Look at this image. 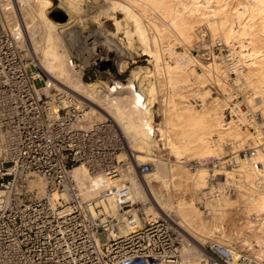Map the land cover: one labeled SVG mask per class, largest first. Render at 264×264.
I'll use <instances>...</instances> for the list:
<instances>
[{
	"label": "built area",
	"instance_id": "1",
	"mask_svg": "<svg viewBox=\"0 0 264 264\" xmlns=\"http://www.w3.org/2000/svg\"><path fill=\"white\" fill-rule=\"evenodd\" d=\"M17 4L0 0V264H184L188 243L171 217L158 215L142 225L132 219L130 208L139 206L130 178L148 172L153 162L134 167L129 156L119 158L124 142L114 122L94 117L75 94L55 90L28 56ZM219 59L228 76L221 80L233 84L223 112L230 119L223 123L254 129L264 117L242 92L248 90L245 77L236 78L240 60L233 51ZM214 78L211 86L218 90ZM191 99L202 107V100ZM226 143L230 154L184 162L207 171L195 200L209 218H217L222 184L230 183L239 160L259 165L253 160L257 149L233 151L232 142ZM78 165L89 178L102 180L95 197L83 196L72 172ZM207 247L211 260L221 264H252L233 245L212 241Z\"/></svg>",
	"mask_w": 264,
	"mask_h": 264
},
{
	"label": "bare ground",
	"instance_id": "2",
	"mask_svg": "<svg viewBox=\"0 0 264 264\" xmlns=\"http://www.w3.org/2000/svg\"><path fill=\"white\" fill-rule=\"evenodd\" d=\"M30 1L32 3L30 7L33 11L31 12L29 11L30 8L28 9L29 15L31 14L30 16H32L30 19H28L27 7H24L23 0H18V4L15 5V12L20 26L24 29V32L22 31L23 34L31 42L33 35L36 37L34 34V23L31 22L33 16H35L33 15L34 12L38 18L48 25L53 26L58 23L46 15L45 7L51 4V0ZM96 2L97 0H93L92 3L96 4ZM110 4V7L105 9V17L114 21L115 33L117 34L121 30L125 33L128 42L127 47H134L133 43L136 37V40L142 46L143 52L152 57L150 60L152 66L133 68L126 83L121 80H114L112 87L105 94L106 96L101 98L103 96H101L100 92L103 89L105 90L107 86L97 85L95 82L83 83L79 75H72L66 69L65 60L67 57L64 50L58 47L59 43L56 41L59 37L51 34L52 32L49 33L50 29L49 31L46 30L48 29L46 27H49L48 25L43 30L46 33V36L43 37L46 38L42 39V37L41 39L45 40L46 44L37 63L40 64L49 80L57 88L75 94L84 104L97 111L100 116L112 119L121 133L125 149L134 167L140 164L138 161L143 155L150 153V147L157 141L155 131L159 132L160 139H164L165 143L172 142L175 144L174 152L178 157H182L186 153L187 156H192L194 159L195 157H216L223 153L221 152V143H212L210 138L213 135H217L224 141L230 140L234 142L243 134L241 138L246 137L248 140L249 135L246 133V136H244L245 131L244 133L242 132L244 129L240 131L239 127H237L238 125L231 123L234 121L226 124L221 123V120L218 119L221 111L213 105V107L209 106V104L206 105L207 100L211 97L217 101V97L212 95L208 88L205 89V86L219 70L218 63L213 59V61L204 65L202 72H198L194 67H190L191 65L187 62V60H192V58L189 57V59L187 57L190 56L188 51L179 52L176 48L184 46L182 47L184 49L188 45H196L201 48L205 45L207 46V43L216 42V38L235 48L238 47L239 49L233 50V53L238 56V61L240 60L239 64L242 68L237 72L236 78L243 76L246 78V86H253L254 97L252 100L258 102V107L259 103L264 102V0H112ZM72 10L74 11V9ZM117 11L123 14V18L119 19L117 17ZM92 12L91 23H95L97 17L95 12ZM75 19L70 14L68 16L69 21L64 23V25L76 22ZM114 38L109 39V41L106 39L110 46L117 44L116 41L119 37ZM36 41L33 43L35 44ZM166 56L174 58V64L167 63L165 61ZM181 58L184 61H180ZM204 59L206 58H202L200 62H203ZM220 73L221 78L224 79L225 74H223V71H220ZM221 78L216 79V81L218 83L219 81L222 82L220 85L223 86L225 82ZM157 80H159L158 84ZM159 88L164 91V95L158 101L163 107V115L161 126L154 127L152 124V103L155 98V91L160 90ZM191 98L202 100V107L198 109ZM99 99L104 100L106 102L105 105L99 104L97 101ZM241 138L239 142H241ZM256 139L258 141L259 138ZM244 142L242 141L241 143ZM122 154H119V158H121ZM258 154L262 166L260 169H254L255 171L252 168L251 172L248 171L249 173L246 176L249 183L254 181L256 177L264 179V153ZM178 161L184 163V161ZM72 172L79 187L83 190L85 198H92L98 194L102 187V180L99 177L89 178L85 168L81 165L75 166ZM176 175L173 174V167L167 168L164 163H158L157 165L153 163L148 172L143 175L137 174V177L132 176L130 178L132 182L131 196L134 200L144 202L141 210L136 209L134 206L130 208L132 219L142 225L151 217L170 214L177 220L180 225L179 228L192 241L197 243L198 239L206 240L204 237L207 238V235L211 236L214 230L215 232L219 230L217 221L215 222L217 219H214V217L209 221L207 220L208 222L203 220L204 217L199 214L200 211H198L193 198L174 201L168 191L161 192L159 186L157 188L152 184L153 181H158L160 186L166 190L171 186H182L185 181H182L183 184L181 182L175 183L173 179ZM206 177L207 171L204 167H201L192 176L191 182L194 188L196 186L197 188L205 187ZM255 182L252 185H255ZM147 188H150V190L148 191ZM251 193H249V196L251 195L250 199H252L251 201L254 204L252 205L256 206L264 214V193L259 195V193L256 194L254 192L257 197L254 193L253 195ZM220 212L218 216H220ZM261 217L262 223H264V216ZM219 218L221 219V217ZM127 227H129V223H127ZM127 227H125V230H127ZM190 251L191 249L187 245L183 246L182 258L184 264H219V262L204 261L206 258L211 257L204 248H202V253L206 258L201 255H192L194 253L191 254Z\"/></svg>",
	"mask_w": 264,
	"mask_h": 264
},
{
	"label": "rangeland",
	"instance_id": "3",
	"mask_svg": "<svg viewBox=\"0 0 264 264\" xmlns=\"http://www.w3.org/2000/svg\"><path fill=\"white\" fill-rule=\"evenodd\" d=\"M23 1H24V7H27L26 11H28V9L30 8L29 11L33 12L30 7L31 6L30 4H32L31 1L30 0H23ZM63 1L64 0L62 1L61 0H51V4L45 7L46 15L50 19L58 23L56 25H53V26L48 25L46 22H43L42 19L38 18L35 12L33 13V15L35 16H33V20L31 22L34 23V27L36 28V29L34 28V31H35L34 34L36 37H34L33 35V40L31 39V42H30V39L28 40V38L24 34V37L27 42V53L29 54L28 56L33 58L35 61H38V58L42 56V50L46 44L45 43L46 41L42 40L46 38V37H43V36H46L45 35L46 33H44L43 30H45L44 27L48 25L49 27H46L48 28L46 30L49 31L50 29L49 33L52 32L51 34L59 37L56 39V41H58L59 44L57 42L56 43L58 44L59 48L64 50V53L67 57V59L65 60L66 69H68L72 75L74 74L79 75L83 83L95 82L97 85L107 86L105 90L103 89L100 92L101 96H103L101 98H104L106 96L105 94L107 93L108 89L110 90V88L112 87V81L121 80L122 82L126 83L129 79L131 70L133 68H138L140 66H147V67L152 66V63L150 61L152 57H150L148 54L143 52L142 46L140 42L136 40V37L133 43L134 47H127L128 42H127L125 33L121 30V32H118L116 34L115 33L116 27L114 25V21L112 19L111 20L106 19L105 9L110 7L111 5L110 2L112 0L111 1L110 0H99V1L97 0L98 3L96 2V4L92 3L93 0H65L64 1L65 3ZM71 5H74V6H71ZM72 9H74V11ZM57 10H60L67 15V18L65 21L54 20L52 16V12L57 11ZM70 10L71 12H69ZM29 11L27 12L28 19L32 17L30 16L31 14L29 15L30 13ZM92 11L95 12L96 17H97V21L95 23H91L92 22L91 14L93 13ZM70 14L73 15L74 18H76L75 19L76 22H72L69 24L67 23L66 25H64V23L69 21L68 16ZM116 14L119 19L123 18L122 17L123 14L120 11L119 12L117 11ZM42 23H43V27H42ZM92 24L94 25L93 27H92ZM21 29H23V27H21ZM22 31L24 32V29ZM113 36L116 38L119 37V39L118 40L116 39L117 44H115L114 46L113 45L110 46L108 42L106 41V39L109 41V39L114 38ZM216 39H215L216 42L215 41L213 42L214 44L209 43L210 44L209 45L207 43V46L205 45L201 48L196 45H193V46L188 45V46H185L184 49L182 48L184 46H178L176 49L179 52H182L183 50L188 51V54L190 56H187V57L192 58V60L191 61L187 60V62H189V65H191L190 67H194L198 72H202L204 70V65L210 63L208 62L207 59H204L203 62H200L202 61V58L210 57L211 56L210 53H212L214 60L219 65V70L217 71V73L214 74L216 78L212 76L216 80V79L221 78L220 71H222V68H223L222 63H220L221 60L219 58L222 56L223 53H227L229 51L232 52L233 50L239 49L238 47L235 48L226 42L219 41L218 40L219 38H216ZM34 41H36L35 44L33 43ZM32 46L36 48L34 49V47ZM218 55H219V58H218ZM171 59L170 61H168V56L165 57V61L167 63L174 64V58L172 60ZM70 60H71V63H70ZM38 65L41 68L39 63ZM225 77H228L227 74H225ZM126 78H127V81L125 80ZM158 81L159 80H157V84H158ZM208 82L209 83L205 86V89L208 88L211 94L217 97V101L211 97L207 100L208 102L206 103V105L208 104L209 106L213 105L215 108L221 111V114L218 116V119L221 120V123H223V121H228L230 119L229 117L227 119H223V112H224L225 107L228 105V101L231 98L230 91L232 90L233 84L231 82L224 81L225 84L223 83V86H222L220 85V83L222 82L219 81L218 83V81H216V83L218 84L217 86L219 87L218 90H216L211 86L212 83L213 84L215 83L212 82L211 80ZM35 85L39 86L40 82L35 81ZM55 88H56L55 90H61L57 88L56 86ZM247 88L248 90L246 92L244 91L242 92L246 95L248 103L251 104L255 102L254 100H252L254 97V91L252 89L254 88L252 85L248 86ZM159 89L160 90L155 91V94H154L155 98L152 103L153 104L152 124L154 125V127L161 126L160 124H161L162 115H163L162 114L163 107L162 105L159 104L158 101L160 100V98H162V95H164L163 93L164 91L162 88H159ZM97 101L101 105H105L106 103L102 99H99ZM255 103L258 104V102H255ZM259 104L260 105H258V107L255 106V109H260L261 115L264 116V114H262V112H264V102L259 103ZM261 104H262V107H261ZM89 107L90 106H88L87 108L89 109L90 113L94 117L99 118V119L103 118V116H100L97 111H94L93 109H91V107L90 108ZM197 108L199 109L200 107H197ZM231 121L233 120H230L229 122ZM231 123H235V122H231ZM237 127H239L240 131L244 129L242 131L243 133L245 131L244 136H246V133H247L249 137L247 136L248 140L246 137L241 138L243 136L242 134L240 138H241V142L245 141L244 143L239 142L240 138L237 140L238 142L231 141L233 142L231 144V147H232L231 149L235 151L238 149L251 150L253 148L255 149L258 148V151H256V155H255L256 158L254 157L253 159H255L256 161L258 160V162H260L257 168V169H260L262 166V163L258 158L259 156L258 153H261V154L264 153V120H262L260 124L254 129H250V128L246 129L245 127H240V126H237ZM160 137L161 136L159 132L155 131V138L157 139V141H155L156 145L154 144L153 146L150 147L149 152L151 154L148 153L149 155L148 154L143 155V157H141V159H139L138 162L141 164L142 162L152 161L155 165H157L158 163H164L167 168L173 167V174L174 175L177 174L176 175L177 177L175 176V178L173 179L175 183L181 182L183 184V182L184 181L185 182L182 186H176V187L171 186L170 188H168V190L160 186V183L158 181H153L152 184L154 185V187L159 186V190L161 192L168 191L169 194L172 196V199H174V201H177V199L185 198V200H188V199L193 198V201L196 204L198 211H200L199 214L201 215V217H204L203 220L209 221L210 219H213L209 217H206L205 219L206 215L198 207L196 200H195L196 192L203 187L197 188L196 186L194 188V185L192 184L191 179H192L193 174H195L196 171H199L201 167H198V169L196 168L197 170L191 169V168H188V166H186L183 162H179L178 160L185 162L187 160L194 159V157L187 156L186 153L185 155L183 154L182 157H178V155L174 152L175 144L172 142L165 143V140L160 139ZM256 138H259L258 141ZM222 140L223 139L219 138L218 143L219 144L221 143L222 146L220 145V147H222V150L221 148L220 150L221 152H223L222 154H219V156H225L226 153L229 152L226 149L227 146H224L225 144H227L226 143L227 141H224V140L222 141ZM259 145H262V146H259ZM153 152L155 153V155L152 154ZM120 153H123L122 156H120L121 158H124L125 156H129L128 152L125 149V145ZM146 157L147 158L149 157L148 160ZM150 157H153L155 159L153 158L150 159ZM251 168L252 166L248 159L239 160L238 166L231 173L230 183H228V185L227 184L224 185V183L222 184V186H224V189L225 188L226 189H225L224 195L222 196L220 204L218 206L219 212L220 211L221 212H220V216H218L217 218L216 217L214 218V219H217L215 220V222L217 221L216 223L218 224L220 231L217 230L215 232L214 230L213 233H211L212 234L211 236L207 235V238L204 237V239L206 240L198 239L197 243H195L194 241H192V239L188 237V235H186V233H184L179 228L180 225L178 224L177 220H175L172 216H170V214L168 215L176 222V224L179 225L178 228L181 231V235L186 239V242L188 243L185 245H187L188 248L191 249L190 251L191 254L194 253L192 255H201L203 258H206L205 255H203L202 253L203 252L202 248H204V250L206 251L208 249L207 246L210 242L217 241V242H222V243L233 245L239 252L245 254L247 256V259L252 264H264V223H262V217H261V216H264V214H262V212H260L261 210L258 209L256 206H253L254 204L251 201L252 199H250L251 195L249 196V193H251L252 189H254V191H252L251 193L252 195L254 192L256 193L258 190L259 191L257 193H259V195L261 193H264V179H262L261 177L260 178L256 177L254 181L252 182L250 181L249 183V180H247L248 177L246 176L247 173H249L248 171L251 172L252 170L253 171L257 170V169L254 170V167L252 168V170ZM254 182L256 184L252 185L254 184ZM228 186L231 188L229 193H227ZM250 186H253V187L250 188ZM255 188L257 191L255 190ZM147 189L148 191L150 190V188H147ZM255 193L254 195L257 194ZM136 201L138 202V206H139L138 209L141 210L143 208L144 202L140 200H136ZM249 201L251 202L250 204H249ZM146 203L149 204L148 202ZM257 210L259 213L257 212ZM219 217H221V219ZM206 260H208V262L209 261L217 262L216 260H211V257L208 259L206 258L204 261Z\"/></svg>",
	"mask_w": 264,
	"mask_h": 264
},
{
	"label": "water",
	"instance_id": "4",
	"mask_svg": "<svg viewBox=\"0 0 264 264\" xmlns=\"http://www.w3.org/2000/svg\"><path fill=\"white\" fill-rule=\"evenodd\" d=\"M52 16L56 21H65L67 18V15L60 10L52 12Z\"/></svg>",
	"mask_w": 264,
	"mask_h": 264
}]
</instances>
